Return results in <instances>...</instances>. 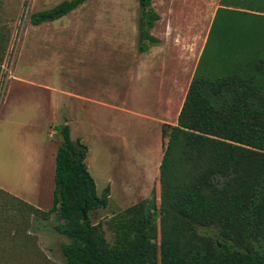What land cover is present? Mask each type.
Masks as SVG:
<instances>
[{"label":"rangeland","instance_id":"374dc122","mask_svg":"<svg viewBox=\"0 0 264 264\" xmlns=\"http://www.w3.org/2000/svg\"><path fill=\"white\" fill-rule=\"evenodd\" d=\"M65 1L71 0H0V264H66L62 246L70 239L54 230L58 215L44 221L28 207L47 212L53 206L65 125L72 140L88 148L98 195L111 188L108 206L88 216L109 242L115 215L138 203L148 212L154 194L161 203L154 164L164 156L167 123L151 119L161 117L152 90L139 69H131L141 63L143 42L153 44L140 37V2L90 0L58 21L31 22ZM197 1L184 18H198L204 31L212 13ZM250 18L219 15L200 76L216 77L238 61L264 68V16ZM228 23L238 30L222 35ZM178 101L168 107L172 114Z\"/></svg>","mask_w":264,"mask_h":264},{"label":"trees","instance_id":"16d2710c","mask_svg":"<svg viewBox=\"0 0 264 264\" xmlns=\"http://www.w3.org/2000/svg\"><path fill=\"white\" fill-rule=\"evenodd\" d=\"M88 1H65L34 14L31 22L58 21ZM154 1L139 0L140 37L153 44L150 31L160 19ZM263 3L221 1L234 8L226 10L228 15L252 18L264 16ZM234 28L228 23L222 35H232ZM61 134L53 206L47 212L28 207L44 221L58 215L53 228L70 239L62 246L66 264H264L263 67L238 61L213 78L197 69L177 125L162 127L167 141L159 168L160 206L154 194L148 212L138 203L115 215L109 221L113 242L101 225L84 220L85 213L108 206L111 188L98 195L86 163L87 146L72 140L69 125Z\"/></svg>","mask_w":264,"mask_h":264},{"label":"crops","instance_id":"0c3cea01","mask_svg":"<svg viewBox=\"0 0 264 264\" xmlns=\"http://www.w3.org/2000/svg\"><path fill=\"white\" fill-rule=\"evenodd\" d=\"M156 1V10L160 19L155 23L151 36L157 42L154 44L143 42L142 46H145L146 50L142 52L141 63L131 69H139L137 71L140 79L150 85L152 105L161 115V117H151V119L159 124L167 123L175 126L182 109L180 103L185 101L190 84L204 56L216 24L215 17L218 11L225 9L220 11L219 15L228 14L226 10L234 8L222 6V0H202L207 11L212 13L206 30L202 31L197 25L198 18L196 20L184 18L186 11L196 4L197 0ZM237 10L257 15L256 12L249 10L240 8ZM252 19H249L251 23ZM175 98H179V101L172 114L168 107L173 105ZM161 162L162 157L154 164L156 173L157 170L159 171Z\"/></svg>","mask_w":264,"mask_h":264},{"label":"water","instance_id":"95a60500","mask_svg":"<svg viewBox=\"0 0 264 264\" xmlns=\"http://www.w3.org/2000/svg\"><path fill=\"white\" fill-rule=\"evenodd\" d=\"M84 220L85 221H88L89 220V217H88V215L86 213L84 214Z\"/></svg>","mask_w":264,"mask_h":264}]
</instances>
